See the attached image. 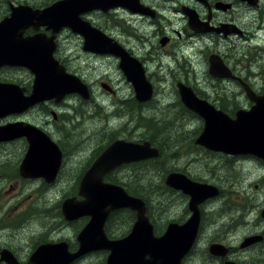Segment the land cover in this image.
Segmentation results:
<instances>
[{
  "label": "flooded vegetation",
  "instance_id": "flooded-vegetation-1",
  "mask_svg": "<svg viewBox=\"0 0 264 264\" xmlns=\"http://www.w3.org/2000/svg\"><path fill=\"white\" fill-rule=\"evenodd\" d=\"M63 1L67 0H0V22L11 18L13 9L29 8L33 11H42ZM138 3L145 9L146 14L116 7L108 9L106 12L93 10L79 13L78 18L105 34L124 48L129 55L135 57L142 64L146 79L152 85L153 91L156 87H172L177 98L176 86L178 83H182L191 87L198 99L206 101L214 110L231 119H234L238 112H248L254 106L245 87L250 89L255 96L264 95V0H138ZM185 11H191L193 18V27L191 28L188 25L189 18ZM152 15L154 16L152 17ZM20 22L21 24L27 23L28 26L31 25L25 29L21 37L23 39H39L40 43L37 44V47L40 51L47 50L54 45L53 59L62 65L67 73L77 76L88 86L90 93L88 102H92L94 99L93 86L78 73L80 67L78 69L71 67L73 53L69 54L70 52L65 51L68 47L73 45L86 56L112 58L115 60L117 71H120L118 59L84 51L83 37L69 28H60L58 31L43 25L35 28L34 24L38 23L37 20L17 17L16 23ZM136 22L144 25L145 40L148 35L145 32L146 28L153 29V32L149 34L153 41H148V53H131L113 36V32L121 24H129L134 31H137L138 28L131 25ZM163 39L166 40L164 44H162ZM74 40L77 41V44L72 43ZM141 41L143 42L144 39ZM33 82L34 76L24 66H0V83L24 89L25 96L30 95ZM99 85L100 87L106 86L108 94L116 95V88L110 74L107 78H101ZM72 96L76 97L74 106L69 103ZM86 104L88 103L81 100L78 95L66 96L58 104L54 100L39 103L22 113L2 118L4 122L8 121L0 127L12 123H27L41 130L57 145L62 160L54 180L55 183L62 172L67 150L62 145V140L54 136L53 129L61 121V124L65 126L72 113L80 115L81 120H85V113L77 114L76 106ZM193 116L199 123L200 131L202 120L196 114ZM73 125L69 122L67 128ZM127 133L133 134L134 132H112V134L121 136L118 135L117 138L108 140L101 151L100 142L88 144L89 147L93 146V150L89 151L90 153L83 163V157L88 149L82 151L80 160H77L80 163V167H77L78 174L70 176L72 184L76 185L74 193L62 198L51 208H41L39 204L36 207L31 206L32 209L28 210L29 202L28 212L23 210L13 215L9 213L8 220L4 223V219H0V264H58L68 254L73 255L79 251L78 235L88 223L89 217L82 216L67 221L62 215L61 204L68 198L82 201L78 195V186L85 173L108 145L116 140L139 143V141L128 138ZM199 134L200 132H196V137ZM196 137L193 139L192 146L196 152L199 153L198 150H202L203 154L208 157L202 161L204 164L209 161L215 165V169H219L223 173L225 178H219L220 180L228 182L229 175L226 170L229 168L234 172L248 171V175L256 176V183H259L262 192L259 196L264 198V162L262 160L250 155L231 156L206 151L194 144ZM16 141L20 144H15ZM19 147L20 153L13 152L10 155L11 149ZM27 148L28 143L25 138L0 142V210L2 208L1 199L6 202L11 200L8 195L12 191H18L15 194L17 199L16 203L9 206L10 209L7 211L16 209L20 205L18 197L23 194L24 183L36 180L29 179L27 181L19 173V167ZM193 158L194 160L189 165L200 160L198 157ZM151 160L154 159L122 165L107 173L102 182L120 186L129 196L144 202L145 215L151 225V237H163L164 241L166 240L168 243L170 236L173 237L169 233L172 225L177 227L176 230L182 228L181 231L177 230L181 234L174 235L175 238L180 237L177 239L178 242L182 238L181 247L167 264H264V216L262 215L264 201L258 204L254 196L252 198L254 202L249 203V189L245 187L236 190V193L243 198L242 204H232L227 191L222 186H219L215 181L203 182V178L193 176L190 168L187 169V172L169 171L163 178L162 190L159 194H149L146 198L130 194L126 186L137 180L132 167ZM10 167L12 168L11 172L9 171ZM171 172L184 174L193 182L207 183L217 188V196L208 198L198 205V225L188 224L192 216L189 207L190 197L181 190H174L166 185L165 178ZM37 180L43 181L40 178ZM241 183L231 184L230 182V185L231 188H238ZM259 185H255L254 188L258 189ZM36 194L34 193V195ZM219 200L221 203L218 202ZM218 211H226L228 213L227 220L214 222L212 220L213 212H215V216ZM234 211L237 212L234 218H237L240 223L237 226L232 224L230 212ZM159 215L161 222L158 224L156 218ZM32 217L38 219L39 225H25L26 220ZM136 217V212L127 208L110 212L102 225L105 238L108 241L125 239L130 234L137 220ZM51 221L53 224L49 223ZM40 225L42 228H39ZM233 228L235 229L233 230ZM258 236L261 237L259 242L243 246L246 239ZM146 241L149 240L146 239ZM178 242L176 243L178 244ZM58 244H65V253L61 257L58 255L56 258H47L45 255L53 254L52 252L56 251L55 247ZM132 245L136 244L131 243V247L134 249ZM38 249L40 255L33 258V253ZM108 253L106 250L86 252L67 264H107ZM132 260L135 262L134 264L141 262L149 264L151 262L149 256H145L147 262L142 261L141 258Z\"/></svg>",
  "mask_w": 264,
  "mask_h": 264
},
{
  "label": "water",
  "instance_id": "water-1",
  "mask_svg": "<svg viewBox=\"0 0 264 264\" xmlns=\"http://www.w3.org/2000/svg\"><path fill=\"white\" fill-rule=\"evenodd\" d=\"M116 7L146 14L138 0H67L42 11H33L29 8L13 9L11 18L0 22V66H24L34 76V82L28 96L24 95V89L0 83V119L22 113L39 103L54 100L58 104L70 95H78L85 102L90 101L88 86L77 76L67 73L65 68L53 59L54 45L51 44L52 46L47 50L40 51L37 47L40 43L39 39L21 37L25 29L31 25L16 23L17 17L37 20L38 23L34 24L35 28L39 25L50 27L54 31L69 28L81 35L84 39V51L118 59L119 70L131 85L134 99L138 104L150 102L154 91L146 79L142 64L105 34L78 18L79 13L93 10L106 12ZM185 13L191 28L193 27L191 11ZM163 40L162 44L166 42L165 39ZM102 87L107 89L104 85ZM176 89L179 101L185 109L202 120L200 134L194 140L195 145L206 151L231 156L250 155L264 162V95L255 96L245 87L254 106L248 112H238L236 117L231 119L214 110L206 101L198 99L191 87L178 83ZM19 138H25L28 143L26 154L19 167L20 176L27 179L40 178L46 184H52L62 160L57 145L41 130L27 123H12L0 127V142H10ZM158 156L159 151L147 141L138 143L116 140L100 153L78 186V195L82 201L68 198L61 204V212L65 220L72 221L78 217L88 216L89 221L78 235L79 251L73 255L68 254L64 259L61 258L58 264H67L81 254L96 250L109 252L107 264H134L132 260L134 258H141L142 261L147 262L145 256L150 257L149 264L170 262L169 259L173 258L181 247L182 238L178 242L177 239L180 237L175 238L174 235L181 234L177 230L181 231L182 228L176 230L177 227L172 225L169 233L173 237L170 236L168 243L163 237H151V225L145 215L144 202L129 196L120 186L102 182L107 173L122 165L156 159ZM165 183L169 188L181 190L190 197L189 207L192 216L188 224L198 225V205L218 195V190L213 185L193 182L184 174L177 172L169 173ZM123 208L135 211L137 220L125 239L108 241L102 232L104 220L110 212ZM262 215L264 216V210ZM260 240L259 236L251 237L245 240L243 246ZM132 242L136 244V248L132 245L134 249L131 247ZM55 248L53 254L45 256L56 258L65 253V244H58ZM38 255H40L39 249L32 257L37 258Z\"/></svg>",
  "mask_w": 264,
  "mask_h": 264
},
{
  "label": "rangeland",
  "instance_id": "rangeland-1",
  "mask_svg": "<svg viewBox=\"0 0 264 264\" xmlns=\"http://www.w3.org/2000/svg\"><path fill=\"white\" fill-rule=\"evenodd\" d=\"M131 25H134L136 28H138V30L134 31L133 27L129 26V24H121L119 28L113 32V36L117 38L126 48H128L131 53H148V41H153L152 39H150L149 34L153 32V29H149L148 27L146 28L145 32L148 35L147 40H145L144 25L140 22L132 23ZM141 39H144V41L142 42ZM72 43L77 44V41L74 40ZM65 51L67 53L70 52L69 54L73 53V56L71 58V67L75 69H78L80 67L78 73L84 78V80H86L90 85L93 86L92 88L94 99L92 102H87L88 104L84 106H76V113H85V120H81L80 115H75L72 113V115L68 117L65 126L61 124V121L53 129L54 136L62 140V145L67 150L66 159L59 179L55 183L53 182L52 184H44V182L41 180L36 179L28 181L29 179L25 178L28 182H25L23 185V194L18 197V202L20 205L17 206L16 209L7 211L10 209L9 206L16 203L17 197L15 196V194L18 191H12L8 195L10 196L9 199H11L8 202H6L4 199H1L2 208L0 210V219H4L3 223L8 220L7 215L9 213L10 215H13L15 213H20L23 210H27L29 202L30 207L28 208V210L32 209L31 206L36 207L39 204L41 208H51V206L58 203L59 200H61L62 198L74 193L76 185L72 184V178H70V176H76L78 174L77 167H80V163H78L77 160H80L82 156V151L86 150L87 148L88 152L83 157V163L85 161V158L89 155V151L93 150V146L89 147L88 144L100 142L101 146L102 144H105L108 140H111V135L109 134H111L112 132H104L105 129H112L116 132H142V127L145 125L146 119L149 117H155L161 120L163 119L169 121L173 120V116H177V110L176 108H174L176 100L174 89H172V87H156L152 100L146 103L145 105L142 104L143 107L141 108V112L144 114V116H146V119H143L139 122V125H141L142 127H136V117L138 114L136 112V109L134 108L132 110L131 105L123 107L119 104V101L121 100H129L131 98H134V94L131 85L125 81L124 76H122L121 72L117 71L114 62L115 60L112 58L86 56L77 48H74L73 45L68 47ZM109 74L111 80L115 85L116 95L108 94L107 90L100 87L99 85L100 79L107 78ZM74 98L76 97L72 96L69 99V103L73 106L76 105V101L74 100ZM7 121L8 120H5L4 122V119L0 120V125H3ZM69 122L73 123L74 125L70 128H67ZM166 124L167 123H165L162 127L163 131H165L167 128ZM198 124L199 123H197L194 118L193 120L184 123L182 125V128L179 124H175L176 128L173 132H170V134L172 135L170 140L172 142L175 140L181 141V138H183L184 140V137L182 135L183 133H185L184 128L187 127L186 130L188 131H199L200 128ZM146 132H152V129L148 127L146 129ZM161 134L162 132H158L159 136ZM173 134H175V136H173ZM118 135L119 134H114L113 138H116ZM127 135L128 138L133 140H136L137 138V135L136 138L134 137V133H127ZM120 136L121 135H119V137ZM85 143L86 145H83ZM166 143L168 142H163V145L166 146V148L164 149H168ZM15 144H20V142L16 141ZM13 152H16L17 154L20 153V147L11 149L10 155H12ZM202 154L203 153L201 151H199L198 153L187 147L182 148L178 150V159L171 160L170 165L175 169H181L182 172H187V169L190 168L193 173V176L203 178V182H217L219 186H222L227 191V194L229 195V200L232 202V204H242L243 198H241V195L236 193V190L245 187L246 189H249V203L254 202V200L252 199L254 196L256 197L255 201L257 200L258 204H261L264 201V198L262 196H259L262 192L260 191L261 186L258 182L256 183V176L248 175V171H244L245 173L243 171L234 172L229 168V170H226L227 174L229 175L228 182L226 183L225 180L219 179L225 177L219 169H215V165L213 163L208 161L204 164L202 162L208 159L205 154ZM168 156L172 157L170 155ZM193 157H198L200 160L197 159L199 160V162L189 165L194 160ZM75 162L76 164L74 165L76 166L73 165V163ZM9 171H12L11 167L9 168ZM158 174L159 173H155L154 171L149 172L145 182L149 181V183H158L159 179H161ZM134 182L135 180L133 181V183ZM230 182L231 184H239L240 182L242 183L238 188H231ZM255 185H259V188L255 189ZM153 192H156V190ZM34 193L37 194L34 195ZM218 202L221 203L220 200ZM214 214L215 212H213L212 220L216 223L225 219L227 220L228 213H226V211H218L215 216ZM230 214L232 215V224H236V226L240 224L237 218H234L237 215V212H230ZM53 222L51 221L49 223L53 224ZM156 222L158 224L161 222L160 215L156 218ZM29 224L39 225V221L34 217L28 218L25 222V225ZM39 228H42V226L40 225ZM234 229L235 228H233V230Z\"/></svg>",
  "mask_w": 264,
  "mask_h": 264
},
{
  "label": "trees",
  "instance_id": "trees-1",
  "mask_svg": "<svg viewBox=\"0 0 264 264\" xmlns=\"http://www.w3.org/2000/svg\"><path fill=\"white\" fill-rule=\"evenodd\" d=\"M176 103L174 104V108H176L177 113H176V117L173 116V120H161L159 118H155V117H149V118H145L146 116H144V114L141 112V108L143 107L142 105H139L134 98H131L129 100H121L119 101V104L121 106H127V105H131L132 110L135 108L137 114L136 120V127H142L141 125H139V122L143 119H146L145 125L142 127L143 131L142 132H134V137L136 138V141L139 142H143V141H148L152 146L156 147L159 151H160V156L157 159L148 161V162H142L139 164H136L132 167L134 175H136V182L132 183V184H128L127 190L130 192V194L132 195H137V196H141V198H146L147 195L149 194H159L162 188V181L163 178L165 177V175L169 172V171H178L179 169H175L170 165V161L174 160V159H178L177 158V153L178 150L182 149V148H189L193 151H195V148L192 146L193 144V139L196 137V132H200L198 130H186L187 127L184 128V132L182 135L184 137L181 138V141H171L170 138L172 137V135L170 134V132H173L174 129L176 128L175 124H179L181 126V128L183 127L182 125L186 122H189L191 120H193L194 116L193 114L186 110L182 104L180 103L178 97L176 98ZM134 103V104H133ZM133 106V107H132ZM195 119V118H194ZM166 124L167 128L165 131L162 130L163 125ZM179 126V127H180ZM151 128L152 132H146L147 128ZM172 129V131H171ZM104 131V130H103ZM104 132H116L115 130L112 129H105ZM158 132H162V134L159 136ZM152 133V134H151ZM105 135V134H104ZM111 135L110 139H114L113 135L114 134H109ZM173 136H175V134H173ZM117 138V137H116ZM163 142H168L166 143L167 148L169 149H164L166 148V146L163 145ZM185 142V143H184ZM184 143V144H182ZM187 143V144H186ZM106 144V143H105ZM102 144L100 146V151L104 148V145ZM190 151V150H189ZM200 151V150H198ZM202 152V150H201ZM204 153V152H202ZM168 155L172 156L169 157ZM203 155V154H202ZM155 172V173H159V177L161 179H159L158 183H149V181L145 182V180L147 179V175L149 172ZM181 171V170H179ZM156 192H153L155 191ZM76 191V189H75Z\"/></svg>",
  "mask_w": 264,
  "mask_h": 264
}]
</instances>
